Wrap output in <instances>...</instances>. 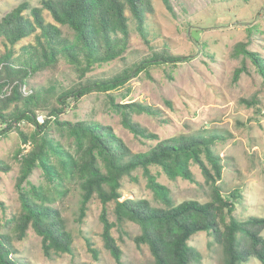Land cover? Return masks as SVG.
Returning a JSON list of instances; mask_svg holds the SVG:
<instances>
[{"label": "trees", "instance_id": "1", "mask_svg": "<svg viewBox=\"0 0 264 264\" xmlns=\"http://www.w3.org/2000/svg\"><path fill=\"white\" fill-rule=\"evenodd\" d=\"M161 1L172 13L169 0ZM44 12L49 14L51 21L44 18ZM152 12L150 0H41L34 7L21 2L0 18V38L5 47V52L0 53V135L18 129L16 122L34 126L30 136L17 130L21 142L30 141L32 148L20 159L14 184L20 211L11 219L12 236L0 233V264H18L12 238L23 240L29 227L40 237L45 257L52 253H72L71 234L49 196L61 193L64 181L75 182L80 189V216L85 214L94 195L99 200L103 247L115 264L125 263L110 230L125 221L138 225L139 233L133 241L136 246H147L153 264L199 262L200 253L188 243L199 231L206 232L221 247L222 264H240L249 258L264 264V238L261 236L264 218L236 219L233 212L239 190H232L224 197L217 184L223 166L222 157L214 146L226 139L224 134L211 133L212 129L205 128L197 133H179L160 139L132 120L130 115L144 114L157 118L160 123L167 122L158 107L142 102L116 104L110 101L119 115V123L134 138L155 141L145 151L132 152L109 126L85 120L58 119L69 101L75 105L85 94L104 93L122 86L152 65L186 60L182 55L170 53L166 46L110 77H86L95 65L123 59L128 49L130 24L148 44L146 18ZM24 39L31 41L19 46L16 52V45ZM234 48L236 54L249 60L264 82V57L248 49L247 42H237ZM60 58L65 59L76 73L79 79L76 84L57 90V85L50 83L48 89L32 87L27 94L22 93L21 87L31 76L54 68ZM240 71L241 68L235 69L234 80ZM241 101L258 104L256 99ZM37 111H47L54 116L55 126L72 138L73 152L64 149L48 135L50 121L35 122ZM191 164L200 169L210 189L209 199L205 202L189 199L175 204L168 188L156 181L150 167H159L169 180L179 177L193 183ZM36 166L41 168L53 188L48 186L44 190L29 182L28 177ZM8 169L0 160V171ZM138 169L142 170L147 187L160 205H152L146 199L120 200L122 178ZM27 184L28 190L25 188ZM110 203H113L114 224L107 218ZM85 243L88 252L97 259V250L92 243L87 238Z\"/></svg>", "mask_w": 264, "mask_h": 264}, {"label": "rangeland", "instance_id": "2", "mask_svg": "<svg viewBox=\"0 0 264 264\" xmlns=\"http://www.w3.org/2000/svg\"><path fill=\"white\" fill-rule=\"evenodd\" d=\"M40 1L0 0V18L21 2L34 7ZM150 2L153 12L146 18L149 43H145L130 24L129 44L123 59L95 65L86 77H110L166 46L170 53L182 55L186 60L152 65L122 86L104 93L93 91L85 94L75 105L69 101L58 119L70 122L85 120L109 126L132 152L145 151L155 141L134 138L119 123V115L110 101L116 104L142 102L158 107L167 122L160 123L157 118L144 114L130 115L132 120L157 134L160 139L179 133H197L205 128L212 129L211 133L224 134L226 139L214 146L216 153L222 157V175L217 182L222 195L226 197L230 191L239 190L240 196L233 212L236 219L264 218V82L249 60L234 52L235 43L241 41L247 42L248 49L264 57V0H169L172 13L165 9L161 0ZM43 15L51 21L47 12ZM30 41L21 40L15 51ZM3 52L5 47L0 38V53ZM237 68L241 71L234 80ZM78 81L71 65L60 58L54 68L31 76L24 86L29 91L32 87L48 89L53 83L57 85V90H64ZM242 99H256L258 104H247ZM52 101L59 105L57 101ZM53 120L48 124V135L64 149L73 152L72 138L65 130L57 128ZM33 129L34 126L23 123L20 128L0 135V160L9 167L6 172L0 171V233L10 236L13 234L11 219L20 211L15 179L22 154L32 148L27 141L26 151L22 152L25 143L21 142L17 130L30 136ZM190 169L195 179L193 183L179 177L169 180L159 167H150L156 181L168 188L175 204L189 199L205 202L209 199L210 189L197 165L191 164ZM28 180L44 190L48 186L53 188L38 166L32 170ZM63 183L61 193L49 196L53 198L51 204L60 211L71 234L72 253H52L50 257H45L40 237L29 227L23 240L12 238L18 264H115L103 247L99 200L94 195L87 204L85 214L80 216L78 185L75 182ZM25 188L28 190L29 185ZM119 191L120 200L146 199L152 205H160L147 187L140 169L122 178ZM107 218L115 223L113 203L108 205ZM110 232L121 249L125 264H153L147 246H136L133 241L139 233L136 223L125 221L121 226H113ZM261 236L264 238V229ZM85 238L97 250V259L88 252ZM188 243L200 253V260L195 264L223 263L221 247L206 232H196ZM240 264L261 263L249 258Z\"/></svg>", "mask_w": 264, "mask_h": 264}, {"label": "built area", "instance_id": "3", "mask_svg": "<svg viewBox=\"0 0 264 264\" xmlns=\"http://www.w3.org/2000/svg\"><path fill=\"white\" fill-rule=\"evenodd\" d=\"M21 91L23 94H27L29 92L26 90L25 86H22ZM34 118H35V122L37 124H43L46 121H52L54 119V116L51 115L50 113H47V112L37 111L35 113ZM22 124H23V122H16L15 123V125L19 128L21 127ZM27 146H28V142H26L25 144L22 145V152L26 151Z\"/></svg>", "mask_w": 264, "mask_h": 264}]
</instances>
